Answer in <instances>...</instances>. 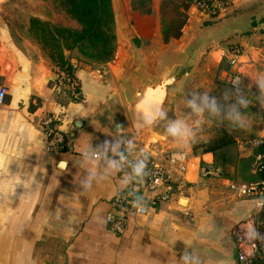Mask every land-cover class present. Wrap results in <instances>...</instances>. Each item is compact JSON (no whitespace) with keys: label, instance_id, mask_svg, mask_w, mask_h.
Here are the masks:
<instances>
[{"label":"crops","instance_id":"1","mask_svg":"<svg viewBox=\"0 0 264 264\" xmlns=\"http://www.w3.org/2000/svg\"><path fill=\"white\" fill-rule=\"evenodd\" d=\"M10 1L45 4L54 14L53 0H0V88L5 90L0 101V264H185V254L188 264H239V247L247 245L245 221L255 213V201L235 198L223 177L200 176V162L214 161V156L194 153L188 141L182 144L165 134L149 150L155 161L165 149L188 153L180 191L145 215L130 216L120 234L109 229L105 218L110 200L131 179L120 167L108 166L109 160L119 162L111 145L106 153L99 146L105 140L143 141L131 128L115 71L136 49L162 56L176 50L182 38L163 39L161 0H151L149 13L133 8L131 0L118 1L117 8L113 4L117 50L105 66L93 69L75 51L66 52L81 99L65 105L57 102L54 83H48L53 67L41 47L28 37L15 42L3 15ZM228 1L232 16L246 14L254 25L232 36L244 51L243 73L250 58L264 50V30L259 31L264 0ZM68 26L79 27L76 21ZM52 109L63 113L60 128L68 148L49 153L39 122ZM89 149H98L97 155ZM125 149L121 143L117 151ZM90 173L92 188L85 191L80 182Z\"/></svg>","mask_w":264,"mask_h":264},{"label":"rangeland","instance_id":"2","mask_svg":"<svg viewBox=\"0 0 264 264\" xmlns=\"http://www.w3.org/2000/svg\"><path fill=\"white\" fill-rule=\"evenodd\" d=\"M118 1L120 0H111L112 7L114 4L117 8ZM193 1L194 0H161L159 4V17L162 29L174 31L176 26L185 20L181 29L182 40H178V46L184 45L186 40H188L198 28L214 23L219 24L223 19L232 15L231 13L233 12L229 10V1L224 0L226 2V9L219 14L212 16L206 15L200 9L191 13L190 6ZM135 4L137 5V3ZM130 5L132 6L131 1ZM148 7L151 8V2L147 1H145L144 4L137 6L139 11L142 12ZM125 8L126 7L124 6V11H126ZM50 10L51 7H47L45 4H29L25 1H10L5 3L3 6V15L5 20L11 24L13 31L12 36L15 42L21 44L23 37H28L37 43V41L31 36L28 27L29 18H40L35 15L40 12L45 16L40 19L52 24L69 27L68 24L70 22L76 21L67 14L66 5L59 0H53L54 14H52ZM259 29V31L264 30L261 27ZM247 32H249V30ZM181 35L176 39H179ZM233 45L241 46L240 43L234 41L233 37H231L227 40L221 41L219 44L207 49V51L203 53L194 69L188 100H192L194 94L199 97L200 95L207 93L210 98H216L217 102L221 105L235 103L237 87H231L227 83L226 76L227 72L232 71V68H230L228 64L227 54L228 50ZM258 52H256V55L253 56V58H250V63L248 62L245 66L242 73L241 84L238 86L242 89V92L246 97L250 100L253 99V103L249 105L248 109H241L242 112H246V116L250 121L247 128L233 129L226 121L221 123L219 118L209 115L208 112L195 115L190 108L186 107V103L179 108L175 115V119L180 118L185 120L193 128L194 138L188 141V145L194 150V152H200L202 149L201 144L209 138L216 136L221 129L227 130L235 137V142L231 146H228L224 151L226 160L218 158L217 162L223 166L224 174L237 182H245L253 179V175H251V170L253 168L252 160H254L253 156L257 153V149L249 148L248 141L264 133V108H261L259 101L255 100V96L259 94V90L257 85L252 83V78L255 74L264 73V50L260 48ZM77 54V56H81L80 58L84 60L82 55H79L78 52ZM81 62L82 64L84 63L83 61ZM61 98L67 99L64 92H61L56 96L57 100ZM254 209L255 213L248 218L249 221H245L246 225H255V218L257 215L259 216L260 212H258L256 206ZM260 216L262 220L264 218V208ZM243 241L247 244L250 243L246 239H243Z\"/></svg>","mask_w":264,"mask_h":264},{"label":"built area","instance_id":"3","mask_svg":"<svg viewBox=\"0 0 264 264\" xmlns=\"http://www.w3.org/2000/svg\"><path fill=\"white\" fill-rule=\"evenodd\" d=\"M191 8L193 11L200 9L206 15L212 16L223 12L226 9V2L224 0H194ZM243 52V48L239 45H233L228 50V64L232 71L226 73L227 83L234 88L238 87L242 81L241 57ZM51 77L56 79L53 86L55 94L64 92L72 100L79 101L81 99L79 81L74 72L69 73L54 67ZM4 96L5 90L0 88V101ZM62 119L61 109L59 111L52 109L39 122L46 143L45 149L49 153L68 148L67 136L60 128ZM135 145V148L125 149L121 152L126 157L123 162H120L119 157L120 172L122 175L128 176L131 181L127 187L110 200V209L105 216L109 229L115 234L123 232L130 216L145 215L149 208L169 201L176 192L180 191L189 165L190 157L184 150H162L161 160L155 161L149 153V150L153 149V144L140 141ZM248 147L251 149L262 148L253 156L252 165V172L262 173L264 171V133L249 140ZM145 158L146 174L143 177L132 175L131 165L138 159ZM198 173L202 177H223L224 186L233 196L252 199L255 201L258 212L263 210L264 207H258V205L264 204V175L255 180L237 182L227 177L224 178L222 168L214 161L207 160L200 162ZM134 201L137 206H134ZM257 220L258 218L256 219V230ZM241 256H244V259H241ZM237 260L239 264H254L258 260H264V241L256 240L239 247Z\"/></svg>","mask_w":264,"mask_h":264},{"label":"water","instance_id":"4","mask_svg":"<svg viewBox=\"0 0 264 264\" xmlns=\"http://www.w3.org/2000/svg\"><path fill=\"white\" fill-rule=\"evenodd\" d=\"M246 14L228 16L221 23L198 28L184 45L170 54L158 55L145 50H134L127 64L115 71V81L133 132L145 143L153 144L165 136L168 121L174 120L177 111L188 100L194 69L207 49L223 40L254 28ZM264 28V23L260 25ZM50 79H54L50 77ZM153 98L159 99L158 109ZM151 109L153 116L147 114ZM165 118H159L160 112ZM151 121L150 125L146 124ZM135 125H143L139 129Z\"/></svg>","mask_w":264,"mask_h":264},{"label":"trees","instance_id":"5","mask_svg":"<svg viewBox=\"0 0 264 264\" xmlns=\"http://www.w3.org/2000/svg\"><path fill=\"white\" fill-rule=\"evenodd\" d=\"M59 1L66 5L67 14L77 21L79 24L78 28L52 24L37 17L29 18L28 27L31 36L40 45L52 67H57L69 73L73 72L74 67L70 62L71 55L70 53H66L73 51H75L76 56L78 55L77 52L79 55H82L84 60L80 58L81 56H77L78 59L91 65L93 69L101 68L112 61L117 50V36L111 0ZM145 1L151 2V0H131L132 7L139 10L137 6L144 4ZM135 3H137V5ZM150 11L151 8L148 7L143 13H149ZM184 23L185 20L176 26L174 31L163 29V39L167 41L170 38H178L181 35V29ZM55 82L56 79H49L48 81L49 84ZM65 97H67V99L61 98L57 100V102L65 105L69 101H76L72 100L67 93H65ZM234 142L235 137L227 130L221 129L216 136L209 138L201 144L202 149L200 153H212L214 156V163L222 168L223 176L227 178L229 177L224 174L223 166L219 164L217 160L218 158L226 160L224 151ZM261 149L262 148H258L257 151ZM251 175H253V179L251 180H255L263 176L264 171L262 173H254L251 170ZM261 212L257 220V231L260 235H263L264 218L261 220ZM254 264H264V260H258Z\"/></svg>","mask_w":264,"mask_h":264},{"label":"clouds","instance_id":"6","mask_svg":"<svg viewBox=\"0 0 264 264\" xmlns=\"http://www.w3.org/2000/svg\"><path fill=\"white\" fill-rule=\"evenodd\" d=\"M252 83L257 85L259 90V94L255 96V100L259 101L261 108H264V73L255 74L252 78ZM252 103L253 99L250 100L243 94L242 89L237 87L235 93V103H226L221 105L217 102L216 98H210L207 93H204L199 97L194 94L192 100L186 101V107L190 108L192 113L195 115L208 112L209 115L219 118L221 123L226 121L233 129H245L248 127L250 121L246 116V112H242L241 109H248L249 105ZM159 118H165V113L163 111L160 112ZM156 119L157 117L154 115L152 120L154 121ZM146 124L150 125L151 121L146 120ZM135 126L138 129L143 127V125ZM121 127L122 126H117L118 129ZM165 134L182 144L194 138L193 128L188 124L187 121L180 118L167 122ZM121 143H125L129 150L135 148L136 146L134 140L122 141L121 139H117L114 144L108 140H105L104 144L99 146V148L103 149L106 153L108 147L111 145V151L114 154L119 155L120 162H123L126 157L123 155V153L117 151L120 148ZM97 151L98 149H89V152L92 156H95ZM81 155L83 156L84 153H81ZM108 166L112 169L119 170L120 163L116 160H109ZM146 166V158L138 159L137 162L131 165L132 175L136 177H143L146 174ZM0 167H2V164H0ZM93 178V174L90 173L87 180H82L80 182L85 191L92 188L91 181ZM133 204L134 206H137L136 201H134ZM258 207H264V204H260ZM244 238L249 242L256 240L264 241V236H261L252 224L246 225V228L244 229ZM181 258L183 261H185V264H188V261L190 260V256L188 254L183 255ZM241 259H244V256H241Z\"/></svg>","mask_w":264,"mask_h":264},{"label":"snow or ice","instance_id":"7","mask_svg":"<svg viewBox=\"0 0 264 264\" xmlns=\"http://www.w3.org/2000/svg\"><path fill=\"white\" fill-rule=\"evenodd\" d=\"M153 91H154V90L149 89V98H150L151 101H152L153 107L157 110V109H158V104H159L160 101H159L158 98H153V97L151 96V94H152ZM147 114H148L150 117L154 115V113H153V111H152L151 109L147 110Z\"/></svg>","mask_w":264,"mask_h":264}]
</instances>
